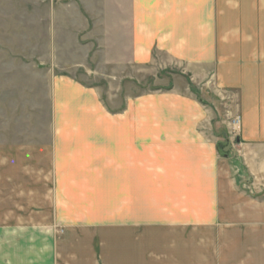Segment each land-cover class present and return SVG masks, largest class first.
<instances>
[{
    "label": "rangeland",
    "instance_id": "1",
    "mask_svg": "<svg viewBox=\"0 0 264 264\" xmlns=\"http://www.w3.org/2000/svg\"><path fill=\"white\" fill-rule=\"evenodd\" d=\"M114 4L0 0V145L17 148L15 164L0 152V264H81L63 244L68 231L92 246L87 264H264V161L251 158V173L242 160L248 151L238 147L242 116L232 97L214 87L215 72L198 79L158 62H135L125 52L126 33L116 30ZM187 95L198 117H189ZM192 126L202 129L205 155L216 146L221 171L236 170L230 179L237 191L229 193L219 177L225 190L219 194L228 196L218 198L212 177L204 176L208 189L162 195L155 189L157 202L166 211L215 213L170 211L166 223L155 216L154 232L123 221L131 199L118 187L131 150L140 160L139 180L148 172L170 175L167 144L150 134L157 142L149 148L147 133ZM133 131L138 147L89 141ZM129 252L137 261L128 262Z\"/></svg>",
    "mask_w": 264,
    "mask_h": 264
},
{
    "label": "crops",
    "instance_id": "2",
    "mask_svg": "<svg viewBox=\"0 0 264 264\" xmlns=\"http://www.w3.org/2000/svg\"><path fill=\"white\" fill-rule=\"evenodd\" d=\"M114 2L116 30L126 33L130 44L127 43L128 50L125 52L130 53L135 62L145 60L154 64L158 62L157 64L164 65L163 68L175 67L190 71L198 79L215 72L218 85L214 87L219 93L228 92L235 104L234 112L242 116L238 147L248 151L242 156V160L251 173H255L251 169V158L257 162L264 161V0H114ZM188 98L191 103L185 105L189 117H198V112H201L199 107L187 95L186 99ZM157 131L147 133L148 145L151 148V144L157 140L167 144L169 150L164 151L163 155L169 157L168 160H164V164L168 166L165 171L170 175L162 177L157 175L154 178L152 173L148 172L144 180H139L140 160L137 157L135 160L133 149L130 157L132 159L125 163L128 166L127 173L123 174L120 181L122 185L118 187L122 195L125 193L131 199L130 206L123 207L122 215L126 217L123 221L131 222L133 225L149 224L152 227L147 228V231L150 232L156 229L155 216H161L166 223L171 211L163 209L166 204L162 207L158 204L156 190L159 195L165 194L168 189L176 193L205 190L208 186L204 176L212 177L209 188L212 192L218 193V198L228 196L219 194L225 191L219 186V177L228 184L229 193L231 191L234 193L238 189L236 182L230 179L235 178L236 170L230 176L227 171H221L216 146L215 149L209 146V153L205 155L202 129L197 126L176 129L165 127L157 128ZM150 134L158 135V139L152 138ZM117 135L109 139L91 138L89 141L91 143L114 141L116 144L127 141L133 147L134 145L138 147L139 132L133 131L128 138H121L119 132ZM161 135L168 136L163 141ZM16 149L15 145L8 146L6 142L0 145L4 160L12 164L17 161L14 154ZM18 149L22 153L23 145ZM175 150H178V154L180 151L183 153L174 154ZM95 156L100 157L98 154ZM214 158L218 164H214ZM151 161L149 154L150 167ZM143 181L148 185H141ZM154 184H157L156 188ZM215 193L212 198H216ZM192 209L183 212L176 208L171 213L175 215L215 213L214 209L205 210L204 207ZM83 227L81 226L82 229ZM74 233L68 231L63 244L67 245L69 253L74 249L82 259L77 263L87 264L91 255L86 254V250L90 249L92 252V246H89L84 236ZM128 250L131 252L130 246ZM130 252L126 256L128 262L137 261ZM122 255L118 259L119 263L125 262Z\"/></svg>",
    "mask_w": 264,
    "mask_h": 264
},
{
    "label": "built area",
    "instance_id": "3",
    "mask_svg": "<svg viewBox=\"0 0 264 264\" xmlns=\"http://www.w3.org/2000/svg\"><path fill=\"white\" fill-rule=\"evenodd\" d=\"M238 121V120H237Z\"/></svg>",
    "mask_w": 264,
    "mask_h": 264
}]
</instances>
